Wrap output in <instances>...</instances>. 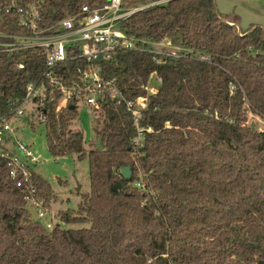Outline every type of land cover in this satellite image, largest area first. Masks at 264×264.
<instances>
[{
	"label": "trees",
	"instance_id": "16d2710c",
	"mask_svg": "<svg viewBox=\"0 0 264 264\" xmlns=\"http://www.w3.org/2000/svg\"><path fill=\"white\" fill-rule=\"evenodd\" d=\"M105 1L42 0L40 25L54 28ZM237 24L238 16H221L213 0H168L119 23L130 36L167 38L184 49L177 59L122 50L99 64L125 100L144 95L151 72L162 79L139 120L137 146L123 102L102 105L101 149L95 143L86 150L81 130L71 128L77 103L55 111L60 93L47 94L48 151L54 159L87 158L89 192L47 228L25 207L31 189L50 207V184L30 168L18 185L0 158V264H264V131L250 122V115L264 120V30ZM0 33L28 32L14 11L2 9ZM77 66L87 62L69 58L55 73L68 85ZM45 70L43 51L0 50V117L11 116L26 85L41 81ZM125 166L129 179L121 176ZM75 224L86 226L64 227Z\"/></svg>",
	"mask_w": 264,
	"mask_h": 264
},
{
	"label": "built area",
	"instance_id": "2783aa9c",
	"mask_svg": "<svg viewBox=\"0 0 264 264\" xmlns=\"http://www.w3.org/2000/svg\"><path fill=\"white\" fill-rule=\"evenodd\" d=\"M167 1L133 3L131 0H106L98 7L83 6L79 15L63 19L54 28H43L40 25L39 7L42 0H29L25 5L18 0L0 3V12L2 9L6 12L14 11L18 15V25L28 32L0 33V50L11 53L21 49H35L43 51L46 57V70L41 81L29 82L24 97L11 112V116L0 117V158L7 160L9 175L18 185L21 179L24 182L28 180L29 169L38 163V158L32 149L33 141L26 144L18 139V127L15 124L22 120L30 126L34 124V127L37 123L43 124L44 102L52 89L60 93L55 111L67 106L70 100L95 114L101 111L107 100L123 102L137 131L132 142L134 146L141 143L143 128L140 127L139 120L147 109L148 97L156 93L162 85L161 77L155 71L151 72L144 85V95L125 100L114 79L109 80L103 76L99 64L112 60L122 50L148 51L163 57L179 58L184 49L173 45L167 38L159 41L138 39L118 28L121 21L135 12L153 5L165 4ZM69 58H83L87 66H77V79H71L70 83L65 85L55 72L57 67ZM201 59L208 60V57L201 56ZM17 67H22V64ZM250 116L264 122L257 116ZM146 130L150 131L149 128ZM259 130L264 131V126ZM27 200L28 206L35 210L36 218L47 228H52L54 224L46 219L50 207L45 206L41 198L34 196L33 189L29 191Z\"/></svg>",
	"mask_w": 264,
	"mask_h": 264
},
{
	"label": "rangeland",
	"instance_id": "374dc122",
	"mask_svg": "<svg viewBox=\"0 0 264 264\" xmlns=\"http://www.w3.org/2000/svg\"><path fill=\"white\" fill-rule=\"evenodd\" d=\"M213 1L221 16L226 18L230 15L238 16V28L246 30L258 26L264 30V0ZM77 108L79 118L73 122L71 128L81 130L84 135V147L88 150L97 143L96 132L102 121L101 112L95 114L80 104H77ZM250 122H256L259 129L264 126V122L256 118H250ZM94 124L95 127L93 128L92 125ZM15 126L18 127L16 135L19 140L26 144L33 141L32 149L38 158V163L33 168L35 172L47 180L56 195V199L50 204V213L46 219L51 220L54 225L59 224L57 212L67 208L76 209L81 195L89 192L88 159L79 160L77 154L54 159L48 151L43 124L37 123L34 128H31L28 122L22 120ZM85 226L75 224L64 227L79 228Z\"/></svg>",
	"mask_w": 264,
	"mask_h": 264
},
{
	"label": "water",
	"instance_id": "95a60500",
	"mask_svg": "<svg viewBox=\"0 0 264 264\" xmlns=\"http://www.w3.org/2000/svg\"><path fill=\"white\" fill-rule=\"evenodd\" d=\"M73 106H71L72 108ZM252 126H254V123H252ZM97 147L98 149H101V144H100V138L97 140ZM121 176L124 179H129L131 177V170L129 166H125L123 168H121ZM25 210L28 211V213L31 215V217L36 218V212L32 207L26 206Z\"/></svg>",
	"mask_w": 264,
	"mask_h": 264
}]
</instances>
